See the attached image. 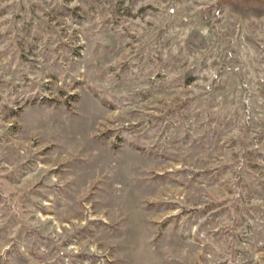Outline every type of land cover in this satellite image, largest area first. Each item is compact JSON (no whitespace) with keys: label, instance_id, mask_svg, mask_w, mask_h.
Returning <instances> with one entry per match:
<instances>
[{"label":"rangeland","instance_id":"1","mask_svg":"<svg viewBox=\"0 0 264 264\" xmlns=\"http://www.w3.org/2000/svg\"><path fill=\"white\" fill-rule=\"evenodd\" d=\"M0 264H264V0H0Z\"/></svg>","mask_w":264,"mask_h":264}]
</instances>
